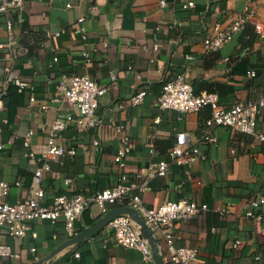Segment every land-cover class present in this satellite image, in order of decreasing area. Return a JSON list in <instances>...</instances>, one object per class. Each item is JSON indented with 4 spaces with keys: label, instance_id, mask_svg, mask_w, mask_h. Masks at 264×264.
<instances>
[{
    "label": "crops",
    "instance_id": "crops-1",
    "mask_svg": "<svg viewBox=\"0 0 264 264\" xmlns=\"http://www.w3.org/2000/svg\"><path fill=\"white\" fill-rule=\"evenodd\" d=\"M189 1L193 5L183 7ZM246 6L252 10L250 20L261 24L263 33L257 34L247 22L222 48L207 51L203 40L214 34L215 25L227 22ZM11 17L13 38L5 15H0V90L5 91L0 97V122L7 120L0 137L4 144L0 179L11 185L8 202L30 196L38 164L22 154L25 134L33 130L31 143L41 144L56 119L77 115L72 104L52 100L59 95V79L87 75L107 89L97 107L102 124L87 130L69 124L58 132V141L75 152L48 159L50 169L43 171L42 181L46 199L71 191L93 195L116 185L123 173L113 161L122 135L116 126L123 124L131 147L126 173L128 177L138 174V183H146L145 189L137 191L145 207L181 198L207 204V211L172 222L176 244L197 249L193 264H264V216L255 220L244 215L249 200L264 195V147L252 135L227 127L213 131L215 142L203 140L208 106L198 112L158 106L162 84L177 73L184 75L196 93H217L225 107L264 98V0H26ZM79 17L84 18L80 25L85 41L73 33ZM84 50L90 53L89 60L82 57ZM7 68L17 79L7 82ZM248 70L255 75L249 76ZM140 89L146 90L143 102L133 106L129 98ZM177 131L187 132L203 157L170 167L164 177L148 176L149 164L167 156ZM257 131H264V105ZM94 139L97 146L92 145ZM256 210L264 215V205ZM104 214L90 203L76 223V232ZM31 227L35 237L28 233L12 238L0 230V243L12 250V256L0 259V264H35L68 239L62 218L35 220ZM160 258L162 264H174L166 250ZM42 264L154 262L116 244L104 226Z\"/></svg>",
    "mask_w": 264,
    "mask_h": 264
},
{
    "label": "built area",
    "instance_id": "built-area-1",
    "mask_svg": "<svg viewBox=\"0 0 264 264\" xmlns=\"http://www.w3.org/2000/svg\"><path fill=\"white\" fill-rule=\"evenodd\" d=\"M25 1L0 0V15H5L4 22L10 38H13L11 14L20 10ZM161 4L164 5V1H161ZM192 5L193 2L189 1L183 4V7L186 8ZM67 6H70V4H67ZM251 16L252 10L249 6H246L242 12L236 14L227 22L217 23L214 27V34L211 37L204 38V48L207 51L222 48L247 22L251 23L257 34H262L263 26L251 21ZM83 20V17L77 19L73 33L85 41V30L80 25ZM58 35L59 32L54 33V36ZM156 48L157 45H154L153 49ZM52 51L56 52L55 48H52ZM82 57L89 60L90 53L84 50ZM54 60H57L56 55ZM6 71L7 82L17 79L16 73L11 68H7ZM247 74L254 76L255 72L248 70ZM140 77V74L136 75L137 79H140ZM111 78H115L113 73ZM22 87L21 84L20 88ZM56 89L59 91V95L52 100L72 104L77 111V115L74 116L69 113L63 118L56 119L50 125L41 144L33 145L31 143L33 130H29L25 134L22 142L25 150L22 154L24 157L38 162L32 175L30 196L13 203L8 202L6 197L9 195L11 185L9 182L0 179V230H5L12 238L22 237L28 233L35 237L36 233L31 230L33 221L49 220L54 222L56 219L62 218L65 233L70 238L77 233L76 223L79 221L83 210L90 203H94L103 213H106L112 207L127 205L135 209L152 230L153 236L156 238V249L159 256L166 250L174 264H193L198 258V251L194 247L176 244L172 222L188 219L201 211H207L208 206L206 203H198L192 198H181L176 201H165L156 208L145 207L137 191L145 189L146 183H138V174L128 177L126 173L127 156L131 151V147L129 135L124 132L125 126L123 124L116 126V130L122 132V135L113 161L120 170H123L116 185L100 189L93 195L71 191L55 194L46 199L42 181L43 171L50 169L48 159L65 154L73 155L75 152L74 148H68L58 141V132L64 130L69 124H74L79 130L94 129L101 125L102 120L97 115V107L107 90L89 76L78 74L63 75L59 79ZM3 93H5L4 89L0 90V97ZM145 94L146 90L140 89L129 98V103L133 106L140 105ZM29 101L34 102V96H30ZM263 105L264 98L259 97L248 101H239L225 107L219 103L218 94L215 92L196 93L191 83L185 79L182 73H177L166 80L162 84L161 93L158 97V106L161 109H171L178 112H198L208 106L210 116L205 121L206 130L201 137L205 141L215 142L217 137L213 131L219 127H227L252 135L262 147H264V131H257V118ZM40 107L46 109L47 104H41ZM6 124L7 120L2 119L0 122V137ZM92 145L97 146L98 140L94 139ZM3 146L4 144L0 138V150ZM201 157L203 156L199 146L191 140L189 134L185 131H177L174 144L168 151L167 156L151 162L148 166L147 175L164 177L170 167L189 165L198 161ZM15 185L19 186L20 182H15ZM249 205L250 207L244 212V215L255 220L263 219V213L258 212L256 209L264 205V195L251 198ZM221 211H224V209ZM106 227L116 244L139 251L144 260L152 258L148 240L141 236L139 226L128 214L124 213L113 217ZM160 240L164 241V245L161 244ZM237 244L238 241L236 240L234 246ZM31 250L34 251V248ZM78 255V253H75V256ZM9 256H12L10 246L0 243V259ZM254 259L258 261L260 257L256 255Z\"/></svg>",
    "mask_w": 264,
    "mask_h": 264
},
{
    "label": "water",
    "instance_id": "water-1",
    "mask_svg": "<svg viewBox=\"0 0 264 264\" xmlns=\"http://www.w3.org/2000/svg\"><path fill=\"white\" fill-rule=\"evenodd\" d=\"M124 213L128 214L135 221V223L139 226V229L141 231V236L144 239L148 240L150 244L152 260L154 264H162V260L156 249V238L153 236L152 230L146 225L144 218L135 209L127 205L110 208L100 219L96 220L90 226L84 227L80 232L76 233L74 236L62 242L60 245L54 248L50 252V254L37 260L35 264H42L44 261L53 257L55 254H57L65 247L80 242L83 239L94 235L96 232H98L100 229L106 226L107 223L113 217Z\"/></svg>",
    "mask_w": 264,
    "mask_h": 264
},
{
    "label": "trees",
    "instance_id": "trees-1",
    "mask_svg": "<svg viewBox=\"0 0 264 264\" xmlns=\"http://www.w3.org/2000/svg\"><path fill=\"white\" fill-rule=\"evenodd\" d=\"M253 27V26H252ZM253 30H254V28H253ZM255 31V30H254Z\"/></svg>",
    "mask_w": 264,
    "mask_h": 264
}]
</instances>
